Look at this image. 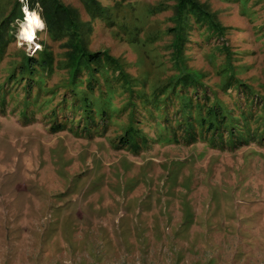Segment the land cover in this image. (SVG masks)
Returning <instances> with one entry per match:
<instances>
[{"label":"rangeland","instance_id":"rangeland-1","mask_svg":"<svg viewBox=\"0 0 264 264\" xmlns=\"http://www.w3.org/2000/svg\"><path fill=\"white\" fill-rule=\"evenodd\" d=\"M27 1L0 0V264H264V0H63L77 35ZM73 40L114 61L72 85Z\"/></svg>","mask_w":264,"mask_h":264},{"label":"trees","instance_id":"trees-1","mask_svg":"<svg viewBox=\"0 0 264 264\" xmlns=\"http://www.w3.org/2000/svg\"><path fill=\"white\" fill-rule=\"evenodd\" d=\"M27 2L31 8H36L37 6L41 8L42 16L47 23L49 30L53 33L60 35L66 31H70L71 29L76 35L79 33L76 31L78 30V27H80L79 22H77L80 20L78 11L76 8H73L63 2V0H28ZM88 3L96 6L97 8L98 3L96 0H89ZM177 3L179 16L189 10V12H192L197 16H204V18L207 17L211 20L213 18V15L210 13L208 7H206L203 2H200V0H178ZM18 4L20 5L19 1ZM71 47L72 50L70 52L69 59L71 63L70 83H72V85L80 83L79 75L82 67H86L85 69H87L89 72L88 75H90L89 78L94 79L96 78L95 72L98 69L97 64H100L102 59L114 61V58L108 52L91 51L86 47L85 43L80 40H73ZM52 63L53 58L50 54H44L43 57L40 58L25 55L21 68V78H26V76L31 78L35 73L34 69L39 64L49 67ZM189 74L193 73H187V75ZM194 79L198 80V77H194ZM25 87H27V85H25ZM73 90L75 91L76 89L74 88ZM86 103L87 104L84 106L83 111L89 113L91 112V105L89 106L90 101L87 100Z\"/></svg>","mask_w":264,"mask_h":264},{"label":"bare ground","instance_id":"bare-ground-1","mask_svg":"<svg viewBox=\"0 0 264 264\" xmlns=\"http://www.w3.org/2000/svg\"><path fill=\"white\" fill-rule=\"evenodd\" d=\"M27 10V18L23 22L22 30H21V37L26 38L30 41L34 40V35L38 28H42L45 23L42 20V17L39 15L38 12Z\"/></svg>","mask_w":264,"mask_h":264}]
</instances>
